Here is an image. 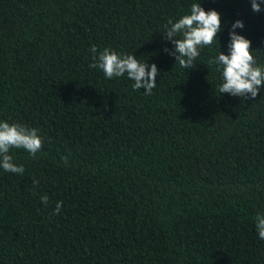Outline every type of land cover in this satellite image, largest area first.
<instances>
[{"label":"trees","instance_id":"trees-1","mask_svg":"<svg viewBox=\"0 0 264 264\" xmlns=\"http://www.w3.org/2000/svg\"><path fill=\"white\" fill-rule=\"evenodd\" d=\"M193 3L219 12L222 30L186 70L163 35ZM261 9L250 0H0V121L35 128L42 141L35 158L9 150L23 174L0 168V264H264L255 228L264 85L255 98L220 94V66L209 64L229 53L239 19L235 31L264 67ZM92 46L155 63L152 93L90 68Z\"/></svg>","mask_w":264,"mask_h":264},{"label":"clouds","instance_id":"clouds-1","mask_svg":"<svg viewBox=\"0 0 264 264\" xmlns=\"http://www.w3.org/2000/svg\"><path fill=\"white\" fill-rule=\"evenodd\" d=\"M252 11L260 12L261 3L250 0ZM221 14L214 9L205 11L199 3L191 5L190 14L183 15L175 22L168 20L165 34L166 41H171L174 49H164L169 55L175 56L182 69L195 67L196 59L200 55V49L209 46L214 40L217 41V33L222 30ZM243 21L237 19L231 25L229 31V53L219 54L209 60V64L220 66L222 83L219 85V93H228L236 97L255 98L264 85V67L257 66L250 50L251 42L235 29L243 28ZM93 63L90 68L102 70L106 78L127 76L134 81V90L144 89L146 95H150L156 87V78L159 70L155 63L147 65L140 62L133 54H120L109 48L98 51L95 46L91 47ZM38 130L21 124H9L0 121V168L5 172L23 174V165L17 166L9 154L11 148H22L28 151L33 158L41 150L42 141L38 136ZM65 166L68 165V157H62ZM41 203L47 205L48 197L41 196ZM62 202H57L53 214H57ZM255 228L261 240H264V215L255 217Z\"/></svg>","mask_w":264,"mask_h":264}]
</instances>
